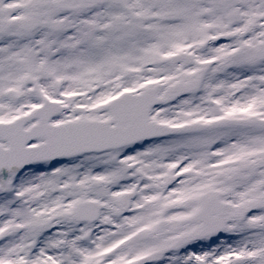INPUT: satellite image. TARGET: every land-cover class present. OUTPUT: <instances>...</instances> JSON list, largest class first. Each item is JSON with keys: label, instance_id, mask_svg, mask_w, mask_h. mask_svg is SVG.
<instances>
[{"label": "snow or ice", "instance_id": "6c2138e0", "mask_svg": "<svg viewBox=\"0 0 264 264\" xmlns=\"http://www.w3.org/2000/svg\"><path fill=\"white\" fill-rule=\"evenodd\" d=\"M0 264H264V0H0Z\"/></svg>", "mask_w": 264, "mask_h": 264}]
</instances>
